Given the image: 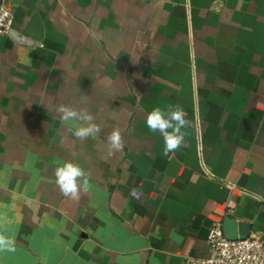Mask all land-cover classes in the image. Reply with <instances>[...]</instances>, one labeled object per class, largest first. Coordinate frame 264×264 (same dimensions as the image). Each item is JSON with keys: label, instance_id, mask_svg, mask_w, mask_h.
I'll return each mask as SVG.
<instances>
[{"label": "crops", "instance_id": "crops-1", "mask_svg": "<svg viewBox=\"0 0 264 264\" xmlns=\"http://www.w3.org/2000/svg\"><path fill=\"white\" fill-rule=\"evenodd\" d=\"M0 264H191L226 216L264 236V0H0ZM87 97L88 103H81ZM86 109L79 140L56 110ZM179 105L163 155L152 108ZM122 129L124 149L107 155ZM91 189L69 199L57 165ZM135 188L138 198L130 194Z\"/></svg>", "mask_w": 264, "mask_h": 264}, {"label": "clouds", "instance_id": "clouds-1", "mask_svg": "<svg viewBox=\"0 0 264 264\" xmlns=\"http://www.w3.org/2000/svg\"><path fill=\"white\" fill-rule=\"evenodd\" d=\"M81 103L87 104V97H81ZM56 110L61 114V122L72 127V135L79 140H95L101 132L100 125L94 122V116L86 109L77 110L71 105L61 104ZM186 116L187 113L179 105H169L167 108L156 106L147 112L145 124L151 133H159L162 136L164 156L174 155L184 146V130L189 126ZM124 146L122 129L113 128L107 135V155L111 157L122 152ZM54 177V182L63 196L72 200H79L81 194H87L92 187L89 174L71 160L60 162ZM130 194L137 198L139 196L135 188L131 189ZM13 244V240L0 234V251L12 250Z\"/></svg>", "mask_w": 264, "mask_h": 264}, {"label": "built area", "instance_id": "built-area-1", "mask_svg": "<svg viewBox=\"0 0 264 264\" xmlns=\"http://www.w3.org/2000/svg\"><path fill=\"white\" fill-rule=\"evenodd\" d=\"M11 10L0 5V36L13 31ZM223 220L216 222L208 235L210 255L191 264H264V236L250 235L245 240H228L223 232Z\"/></svg>", "mask_w": 264, "mask_h": 264}, {"label": "water", "instance_id": "water-1", "mask_svg": "<svg viewBox=\"0 0 264 264\" xmlns=\"http://www.w3.org/2000/svg\"><path fill=\"white\" fill-rule=\"evenodd\" d=\"M222 227L225 237L231 241L245 240L252 234L251 224L238 221L229 216L223 219Z\"/></svg>", "mask_w": 264, "mask_h": 264}]
</instances>
